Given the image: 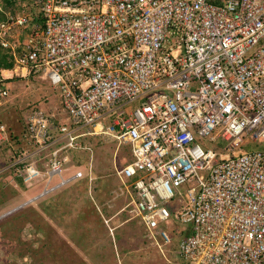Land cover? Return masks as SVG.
<instances>
[{
  "label": "built area",
  "instance_id": "2783aa9c",
  "mask_svg": "<svg viewBox=\"0 0 264 264\" xmlns=\"http://www.w3.org/2000/svg\"><path fill=\"white\" fill-rule=\"evenodd\" d=\"M0 46L11 71L58 89L71 119L32 107L29 147L8 157L25 182L45 177L40 195L83 176L62 173L80 137L117 139L147 240L169 242L161 222L175 219L179 264H264V148L242 146L264 141V0H19ZM7 83L0 68V102Z\"/></svg>",
  "mask_w": 264,
  "mask_h": 264
},
{
  "label": "rangeland",
  "instance_id": "374dc122",
  "mask_svg": "<svg viewBox=\"0 0 264 264\" xmlns=\"http://www.w3.org/2000/svg\"><path fill=\"white\" fill-rule=\"evenodd\" d=\"M11 3L0 0V15ZM4 75L9 93L0 102V122L11 145L0 144V264H179L177 250L184 234L179 223L161 222L170 241L158 236L154 243L144 237L139 217L129 211L131 197L115 172L130 158L126 143L102 135L80 137L86 147L68 151L70 161L62 173L81 170L83 176L43 195L44 176L25 182L8 167L11 154L16 157L29 147L23 131L32 107L60 123L71 119L48 80L13 71ZM242 146L264 148V141L246 138ZM46 161L40 160L38 167L45 170ZM56 181L53 177L49 185ZM15 216L18 221L8 224Z\"/></svg>",
  "mask_w": 264,
  "mask_h": 264
},
{
  "label": "trees",
  "instance_id": "16d2710c",
  "mask_svg": "<svg viewBox=\"0 0 264 264\" xmlns=\"http://www.w3.org/2000/svg\"><path fill=\"white\" fill-rule=\"evenodd\" d=\"M8 2H11V4H13L15 2V0H7ZM3 17V14L0 15V18ZM13 66V61L11 60V58L9 57V54L8 52L3 49L1 46H0V68H3V69H11ZM20 181L22 180L21 178L19 179ZM96 191L98 190V187H95ZM18 216H15L13 217V219H11L9 223H11L12 221H18Z\"/></svg>",
  "mask_w": 264,
  "mask_h": 264
},
{
  "label": "crops",
  "instance_id": "0c3cea01",
  "mask_svg": "<svg viewBox=\"0 0 264 264\" xmlns=\"http://www.w3.org/2000/svg\"><path fill=\"white\" fill-rule=\"evenodd\" d=\"M5 72H12L10 69H3V73H5ZM24 76V75H23ZM38 77H40V76H38ZM41 79H43L42 77H40ZM43 80H46V79H43ZM129 147V146H128ZM129 154H130V150H129ZM118 177V176H117ZM119 178V177H118ZM79 178H77V179H75L74 181H76V180H78ZM120 180V179H119ZM74 181H72V182H74ZM101 181H103V180H101ZM121 181V180H120ZM104 182V181H103ZM69 184V183H68ZM129 196L131 197V195L129 194Z\"/></svg>",
  "mask_w": 264,
  "mask_h": 264
}]
</instances>
